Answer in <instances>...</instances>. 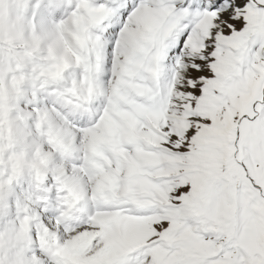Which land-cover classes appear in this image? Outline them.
Instances as JSON below:
<instances>
[{"label":"snow or ice","instance_id":"6c2138e0","mask_svg":"<svg viewBox=\"0 0 264 264\" xmlns=\"http://www.w3.org/2000/svg\"><path fill=\"white\" fill-rule=\"evenodd\" d=\"M0 264H264V0H0Z\"/></svg>","mask_w":264,"mask_h":264}]
</instances>
